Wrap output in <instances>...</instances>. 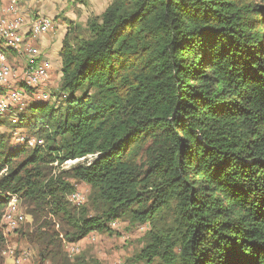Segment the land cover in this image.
<instances>
[{"label": "trees", "instance_id": "16d2710c", "mask_svg": "<svg viewBox=\"0 0 264 264\" xmlns=\"http://www.w3.org/2000/svg\"><path fill=\"white\" fill-rule=\"evenodd\" d=\"M87 29L62 39L57 101L11 124L42 143L6 149L0 135V214L24 199L69 242L147 223L135 258L148 264H264V0H113ZM76 182L100 212L68 200Z\"/></svg>", "mask_w": 264, "mask_h": 264}, {"label": "rangeland", "instance_id": "374dc122", "mask_svg": "<svg viewBox=\"0 0 264 264\" xmlns=\"http://www.w3.org/2000/svg\"><path fill=\"white\" fill-rule=\"evenodd\" d=\"M14 1L19 6L20 14H24L28 20L38 17H47L52 20L51 33L42 35L41 40L35 38L31 41L35 45L37 43L40 48H44L42 41L49 39L53 34L51 52H56L57 56L61 37L68 33L70 42L74 45L81 39L89 38L87 23L92 18L99 17L113 0ZM57 58V61L61 62L59 54ZM12 63L20 74V64L14 61ZM56 73L44 83L45 86L42 85L27 92V106L33 102L50 100L49 102L55 103L57 101L55 92L60 77H58V71ZM42 93L46 94L49 99L44 100L41 97ZM26 114V122L30 123L34 120L28 110ZM8 120V116H5L0 126V135L3 137L5 148L14 149L23 144L31 148L32 146L28 145L26 140L37 138L36 134L29 132V126L14 127ZM93 158L92 155L87 156L70 166H67L65 162L61 166L54 163L51 173L58 174L61 171H68L74 165L90 163ZM75 188L80 196L79 204L87 210L88 215L100 212L101 204L95 201L90 185L76 182ZM6 208L7 206L1 211V219ZM17 209L24 215V220L17 228L5 229L3 221L0 220V228L6 240L3 250L0 251L2 259L0 264H92L94 260L99 264H148L146 261H138L135 258L144 246V235L150 228L147 223L137 224L126 217L120 218L107 224L110 232H91L78 241L69 242L63 235L68 226H65L59 217L25 202L24 199L18 200ZM173 212L174 204L172 203L168 209H165L160 223H169ZM152 264H156V260Z\"/></svg>", "mask_w": 264, "mask_h": 264}, {"label": "built area", "instance_id": "2783aa9c", "mask_svg": "<svg viewBox=\"0 0 264 264\" xmlns=\"http://www.w3.org/2000/svg\"><path fill=\"white\" fill-rule=\"evenodd\" d=\"M52 27L51 19L38 17L28 20L24 14H20L14 0H0V115L8 116L12 125L18 123L19 114L27 107V92L45 86L48 80L52 63L39 45L31 40L49 33ZM12 61L20 64V74ZM41 97L49 99L44 93ZM26 143L34 147L42 141L31 138ZM76 160L65 163L70 166L77 163ZM68 200L80 206V196L76 190L68 196ZM17 207L18 198L12 196L1 219L5 229H15L24 220L23 213Z\"/></svg>", "mask_w": 264, "mask_h": 264}, {"label": "crops", "instance_id": "0c3cea01", "mask_svg": "<svg viewBox=\"0 0 264 264\" xmlns=\"http://www.w3.org/2000/svg\"><path fill=\"white\" fill-rule=\"evenodd\" d=\"M50 33H51V31H50ZM53 36V34L49 37V39H45L44 40V42L42 41V43L44 44L43 46H44V48H41L42 50H43V53L45 54V56L47 57V59L48 60H50L51 61V63H52V70H51V72H50V75H49V77H48V79H51L52 78V74L54 75V73L55 74H57L56 72L58 71V77H60V75H61V73H60V68H61V62H60V60L59 61H57V57H58V54H59V52L57 53V56H56V52L55 53H52L51 52V42H52V39H51V37ZM42 36H40L39 38H38V40H41L42 38H41ZM63 37L64 36H62L61 37V42H62V39H63ZM51 39V40H50ZM61 44V43H60ZM60 49H61V45H60V47H59V49H58V51H60Z\"/></svg>", "mask_w": 264, "mask_h": 264}, {"label": "bare ground", "instance_id": "6f19581e", "mask_svg": "<svg viewBox=\"0 0 264 264\" xmlns=\"http://www.w3.org/2000/svg\"><path fill=\"white\" fill-rule=\"evenodd\" d=\"M85 159V158H84ZM78 160H81V159H77L75 162H77ZM83 160V159H82Z\"/></svg>", "mask_w": 264, "mask_h": 264}]
</instances>
